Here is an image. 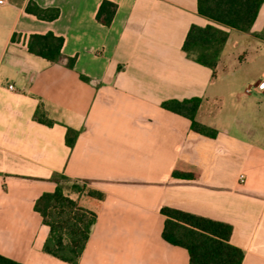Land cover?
I'll return each mask as SVG.
<instances>
[{
  "label": "crops",
  "instance_id": "obj_1",
  "mask_svg": "<svg viewBox=\"0 0 264 264\" xmlns=\"http://www.w3.org/2000/svg\"><path fill=\"white\" fill-rule=\"evenodd\" d=\"M103 1L0 5V256L69 264L44 252L49 228L35 210L63 175L105 195L66 187L97 214L79 264H189L186 249L163 239L164 207L230 224L242 264H264V92H247L264 75L228 94L219 76L234 60L229 42L240 44L232 32L264 48V2L242 32L199 14L198 0H108L117 11L105 26ZM30 3L58 15L40 18ZM192 25L229 33L215 71L183 51ZM47 33L64 38L58 64L28 50L32 34ZM193 97L202 99L196 120L216 137L162 107ZM39 109L52 125L36 119Z\"/></svg>",
  "mask_w": 264,
  "mask_h": 264
},
{
  "label": "trees",
  "instance_id": "obj_2",
  "mask_svg": "<svg viewBox=\"0 0 264 264\" xmlns=\"http://www.w3.org/2000/svg\"><path fill=\"white\" fill-rule=\"evenodd\" d=\"M264 0H198L199 14L212 21L242 32H250ZM29 13L40 18H55L57 11L43 9L35 3L27 6ZM117 11V5L104 0L97 13V20L110 26ZM229 38V33L214 25L201 27L192 25L183 44L186 55L201 65L215 71L220 55ZM64 38L53 33L32 34L28 40L30 53L42 57L52 64L62 58ZM75 58L68 59V67L73 68ZM88 81V78L82 76ZM202 99L193 97L184 100L170 99L162 107L191 121V129L199 134L216 137L217 131L196 120ZM36 119L48 125L53 122L40 109ZM77 133L69 130L67 144H75ZM57 187L53 192L42 194L36 201L35 210L41 215L43 223L49 228L43 250L53 257L69 264H79L81 256L96 223V212L89 210L73 200L66 193V185L74 192L87 194L103 200L104 193L88 188L63 175H55ZM165 216L162 236L168 243L182 247L189 253V264H242L244 251L231 244L232 226L210 218L194 215L182 210L164 207ZM0 264H22L5 256H0Z\"/></svg>",
  "mask_w": 264,
  "mask_h": 264
},
{
  "label": "rangeland",
  "instance_id": "obj_3",
  "mask_svg": "<svg viewBox=\"0 0 264 264\" xmlns=\"http://www.w3.org/2000/svg\"><path fill=\"white\" fill-rule=\"evenodd\" d=\"M231 36L232 40H238L240 44L235 46V43L229 42L228 49L233 48L234 60L232 59L226 68L219 70V76L223 78L221 85L227 94L231 91L241 92L251 79L264 75V48L257 47L262 44L250 40L246 43L247 47H244V36L238 32H232ZM64 183L67 188L71 185Z\"/></svg>",
  "mask_w": 264,
  "mask_h": 264
},
{
  "label": "built area",
  "instance_id": "obj_4",
  "mask_svg": "<svg viewBox=\"0 0 264 264\" xmlns=\"http://www.w3.org/2000/svg\"><path fill=\"white\" fill-rule=\"evenodd\" d=\"M6 3V0H0V5H3ZM258 89L261 92H264V78H262L256 85H254L253 87H250L247 89V92H250L251 89ZM11 89H13V87H11Z\"/></svg>",
  "mask_w": 264,
  "mask_h": 264
}]
</instances>
